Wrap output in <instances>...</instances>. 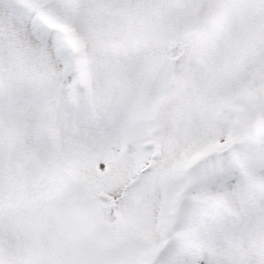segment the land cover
I'll return each mask as SVG.
<instances>
[{
	"label": "snow or ice",
	"instance_id": "obj_1",
	"mask_svg": "<svg viewBox=\"0 0 264 264\" xmlns=\"http://www.w3.org/2000/svg\"><path fill=\"white\" fill-rule=\"evenodd\" d=\"M0 264H264V0H0Z\"/></svg>",
	"mask_w": 264,
	"mask_h": 264
}]
</instances>
